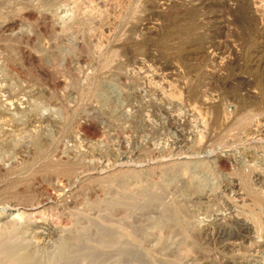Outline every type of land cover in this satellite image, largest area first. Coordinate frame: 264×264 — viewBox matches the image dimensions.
<instances>
[{
  "label": "rangeland",
  "instance_id": "rangeland-1",
  "mask_svg": "<svg viewBox=\"0 0 264 264\" xmlns=\"http://www.w3.org/2000/svg\"><path fill=\"white\" fill-rule=\"evenodd\" d=\"M4 22L0 264H264V0H0Z\"/></svg>",
  "mask_w": 264,
  "mask_h": 264
},
{
  "label": "bare ground",
  "instance_id": "bare-ground-1",
  "mask_svg": "<svg viewBox=\"0 0 264 264\" xmlns=\"http://www.w3.org/2000/svg\"><path fill=\"white\" fill-rule=\"evenodd\" d=\"M253 6H254V5H253ZM157 8H159V7H157ZM0 26H1L0 28H1L2 30H4V31H5V30H8V31H9V28L11 29V27L13 26V23H12V24H10V23H9V24H6V23L4 22V25H0ZM13 27H15V25H14ZM1 29H0V30H1ZM17 33H18V32H17ZM20 34H21V33H20ZM16 35H17V34H16ZM11 37H12V36H11ZM24 48H25V47H24ZM22 51H23V50H22ZM22 51H21V52H22ZM24 51H25V50H24ZM22 55H23V52H22ZM24 55H25V53H24ZM28 58H29V56H28ZM28 58H27V59H28ZM42 74H43V72H42ZM167 84H168V83H167ZM196 97H197V96H196ZM258 97H259V96H258ZM196 99H197V98H196ZM261 102H262V101H261ZM260 104H261V103H260ZM260 104H259V105H260ZM259 105H258V106H259ZM260 106H261V105H260ZM256 107H257V106H256ZM256 109H258V108H256ZM262 109H263V108H262ZM261 111H262V110H259V111H257V112H258L259 114H261V113H260ZM250 112H251V111H250ZM263 112H264V110H263ZM263 115H264V113H263ZM252 116H253V115H252ZM260 117H261V116H260ZM225 120H226V119H225ZM243 121H244V120H243ZM231 122H232V121H231ZM262 124H263V122H262ZM240 125H241V123H240ZM258 126H259V125H258ZM249 127H250V126H249ZM256 127H257V126H256ZM257 129H258V127H257ZM261 129H262V128H261ZM247 130H248V129H247ZM254 130H255V129H254ZM258 131H261V130H258ZM263 131H264V130H263ZM263 131H262V132H263ZM249 133L251 134L250 130H249ZM249 133H248V134H249ZM256 133H259V132H256ZM259 134H262V133H259ZM248 136H249V135H248ZM262 136H263V134H262ZM259 137H260V140H261V136H259ZM254 138H255V136H254ZM246 139H247V138H246ZM249 139H250V138H249ZM251 140H254V139H251ZM251 140H250V141H251ZM255 140H256V138H255ZM255 140H254V141H255ZM260 140H258V141H260ZM248 141H249V140H248ZM0 142H1V141H0ZM256 142H257V141H256ZM261 142H262V141H261ZM2 143H3V142H2ZM262 143H263V142H262ZM260 144H261V143H260ZM201 145H202V144H201ZM258 145H259V143H258ZM261 145H262V144H261ZM262 146H263V145H262ZM253 147H254V146H253ZM197 154H198V153H197ZM190 155H191V154H190ZM195 155H196V154H195ZM202 155H203V154H202ZM202 155H201V157H203ZM191 156H192V155H191ZM192 158H193V157H192ZM194 158H195V157H194ZM189 160H190V159H189ZM202 160H203V159H202ZM192 161H193V160H192ZM198 161H200V160H198ZM172 162H173V161H172ZM183 162H184V161H183ZM185 162H186V161H185ZM188 162H189V161H188ZM146 163H147V161H146ZM203 163H204V162H203ZM120 164H121V163H120ZM173 164H174V163H173ZM186 164H188V163H186ZM226 164H227V163H226ZM117 165H118V164H117ZM123 165H124V164H123ZM134 165H135V164H134ZM171 165H172V164H171ZM110 166H111V165H110ZM121 166H122V165H121ZM124 166H125V165H124ZM228 166H229V165H228ZM126 167H127V166H126ZM126 167H125V168H126ZM131 167H132V166H131ZM96 168H98V167H96ZM118 168H119V167H118ZM120 168H121V167H120ZM134 169H135V168H134ZM66 170H67V168H66ZM68 170H69V169H68ZM98 170H99V169H98ZM131 170H133V167H132ZM101 171H102V170H101ZM118 171H119V170H118ZM133 171H134V170H133ZM133 171H132V172H133ZM144 171H145V170H144ZM65 172H66V171H65ZM79 172H80V171H79ZM79 172H78V174H79ZM83 172H85V171H83ZM97 172H98V171H97ZM122 172H123V171L121 170L120 173H122ZM125 172H126V173H130V174H132L130 170H129V171H128V170H127V171L124 170V173H125ZM136 172H137V171H136ZM66 173H67V172H66ZM66 173H64V174H66ZM99 173H100V172H99ZM117 173H119V172H117ZM68 174H69V175H68L67 177H69V176L72 175L73 173H71V170H70V173H68ZM78 174H77V176H78ZM80 174H81V172H80ZM91 174H92V173H91ZM111 174H112V173H111ZM83 175H85V174H83ZM83 175H82V176H83ZM95 175H96V174H95ZM75 176H76V175H75ZM113 176H114V175H113ZM71 177H72V176H71ZM87 177H88V176H87ZM74 178H75V177H74ZM76 178H77V177H76ZM80 178H81V177H80ZM85 178H86V177H85ZM67 179H68V178H67ZM70 179H72V178H70ZM78 179H79V178H78ZM83 179H84V178H83ZM68 180H69V179H68ZM74 180H75V179H74ZM70 181H71V180H70ZM72 181H73V179H72ZM72 181H71V184H73ZM80 181H82V179H81ZM67 182H68V181H67ZM76 182H77V180H76ZM78 182H79V181H78ZM67 184H69V185L71 186L70 182L67 183ZM81 184H82V183H81ZM71 191H72V190H71ZM241 192H242V191H241ZM263 195H264V194H263ZM262 198H263V197H262ZM41 201H42V200H41ZM44 201H45V199H44ZM45 202H46V201H45ZM45 202H44V203H45ZM244 202H245V201H244ZM260 202H261V201H260ZM40 203L42 204V202H40ZM40 203H39V204H40ZM11 204H12V203H11ZM41 204H40V205H41ZM6 205H7V204H6ZM15 206H17V205H15ZM15 208H16V207H15ZM45 208H46V207H45ZM261 208H262V207H261ZM40 209H41V208H40ZM226 209H227V208H226ZM33 210H34V209H33ZM262 210H263V209H262ZM16 211H17V210H16ZM0 213H1V212H0ZM3 213H4V212H3ZM12 213H13V212H12ZM19 213H20V211H19ZM1 214H2V213H1ZM9 214H10V213H9ZM16 216H17V215H16ZM20 216H21V215H20ZM0 218H1V217H0ZM11 218H12V217H11ZM233 218H234V217H233ZM235 218H237V217H235ZM14 219H15V217H14ZM17 219H19V217H18V218L16 217V219H15L14 221H16ZM237 219H238V218H237ZM19 220H20V219H19ZM235 221H236V219H235ZM239 221H240V220H239ZM242 221H243V220H242ZM175 222H176V221H175ZM233 222H234V221H233ZM3 223H5V222H3ZM7 223H8V222H6L5 224H7ZM12 223L14 224V222H12ZM16 223H17V221H16ZM248 223H249V222L244 223V225H243L242 227H244V226H245V227H248V230H249V224H248ZM0 224H2V223H0ZM5 224H4V225H5ZM240 224H241V223H240ZM14 225H15V224H14ZM14 225H13V226H14ZM238 225H239V224H238ZM250 225H251V223H250ZM2 226H3V225H2ZM251 227H252V226H251ZM252 228H254V226H253ZM48 229H49V228H48ZM102 229H103V228H102ZM163 229H164V227H163ZM194 229H195V228H194ZM213 229H214V228H213ZM191 230H192V229H191ZM252 230H253V229H252ZM54 231H55V230H54ZM85 231H86V230H85ZM246 231H247V230H246ZM246 231H245V232H246ZM79 232H80V231H79ZM86 232H87V231H86ZM196 232H197V231H196ZM222 232H223V231H222ZM258 232H259V231H258ZM262 232H263V231H262ZM65 233H66V232H65ZM83 233H85L84 230H83ZM70 234L72 235V233H70ZM86 234H87V233H86ZM86 234H85V235H86ZM71 235H69V237H70ZM80 235H82V233H81V234L78 233V237H76V238L79 239ZM64 236H65V235H64ZM76 236H77V234H76ZM69 237H68L67 239H68V241L70 240V243L73 245L74 241H71V240H72V239H76V238H74L73 236H71L72 238H71V237L69 238ZM81 237H83V235H82ZM86 238H87V237H86ZM0 239H2V238H0ZM4 239H6V238H4ZM14 239H15V238H14ZM65 240H66V239H65ZM65 240H64V241H65ZM80 240H81V239H80ZM80 240H75L76 242L74 243V245H75L76 243H80V242H77V241H80ZM3 241H4V240H3ZM68 241H67V242H68ZM0 242H1V241H0ZM67 242H66V243H67ZM238 242H239V241H238ZM1 243H2V242H1ZM1 243H0V245L3 244V243H2V244H1ZM8 243H9V242H8ZM8 243H7V245L10 246V244H8ZM11 243H12V241H11ZM111 243H112V242H111ZM71 244H70V246H71ZM65 245H66V244H65ZM67 245H69V244H67ZM3 246H5V244H3V245L1 246V251L4 249V248L2 249ZM12 246H13V245H12ZM12 246H11V248L13 249ZM76 246H77V244H76ZM66 247H67V246H66ZM66 247H65V248H66ZM82 247H83V246H82ZM15 248H16V247H15ZM15 248H14V249H15ZM71 250H72V249H71ZM91 250H92V249H91ZM1 251H0V252H1ZM66 251H67V250H66ZM16 252H17V250H16ZM68 252H70V251H68ZM187 252H188V251H187ZM11 253H12V252H11ZM9 254H10L9 251L5 249V251L3 252V256L5 255V257H6V256H8ZM13 255H14V256H13ZM69 255H70V254H69ZM12 256L14 257V260H15L16 262L21 263V264L29 263V262H30V263L33 262L32 259H30L29 255L26 253L25 249H24L23 251H20V252L18 251V253H15V252H14V254H12ZM12 256H11V257H12ZM54 256H55V255H54ZM70 256H71V255H70ZM55 257H56V256H55ZM237 257H238V256H237ZM3 258H4V257H2V259H3ZM50 258H51V257H50ZM50 258H48V259H50ZM71 258H72V257H71ZM250 258H251V257H250ZM52 259H53V258H52ZM5 260H6V259H5ZM33 260H34V259H33ZM53 260H55V259H53ZM239 260H240V259H239ZM15 261H14V264H15ZM49 261H50V260H49ZM51 261H52V260H51ZM58 261H59V260H58ZM58 261H57V262H58ZM78 261H79V260H78ZM195 261H196V260H195ZM12 262H13V261H12ZM55 262H56V261H55ZM57 262H56V263H57ZM201 262H202V261H201ZM33 263H34V262H33ZM33 263H31V264H33ZM50 263H52V262H50ZM50 263H49V264H50ZM75 263H76V262H75ZM10 264H11V263H10ZM12 264H13V263H12ZM16 264H17V263H16ZM54 264H55V263H54ZM57 264H58V263H57Z\"/></svg>",
  "mask_w": 264,
  "mask_h": 264
}]
</instances>
